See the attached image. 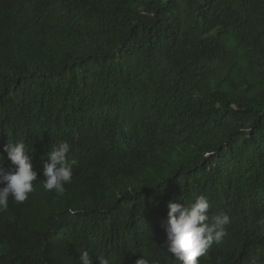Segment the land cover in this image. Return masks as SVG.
Instances as JSON below:
<instances>
[{"label": "trees", "instance_id": "trees-1", "mask_svg": "<svg viewBox=\"0 0 264 264\" xmlns=\"http://www.w3.org/2000/svg\"><path fill=\"white\" fill-rule=\"evenodd\" d=\"M8 140L38 181L0 212V264H179L167 205L199 195L231 221L199 264H264V0H0L3 172Z\"/></svg>", "mask_w": 264, "mask_h": 264}, {"label": "clouds", "instance_id": "clouds-1", "mask_svg": "<svg viewBox=\"0 0 264 264\" xmlns=\"http://www.w3.org/2000/svg\"><path fill=\"white\" fill-rule=\"evenodd\" d=\"M72 146L66 141L51 145L43 160V189L54 192L57 197L66 193V185L73 180L74 166L78 161L70 155ZM4 151L14 171L0 170V212L9 208V198L17 204H23L29 195L36 190L38 181L31 158L27 154L29 148L23 140H8ZM3 160V156H0ZM162 191V189H161ZM178 197L175 202H169L167 220L164 224L166 232L167 252L173 254L179 264H199L198 259L208 252L211 246L220 243L227 235L226 226L230 224L227 214L210 215L212 207L209 199L203 195L196 196L192 201ZM77 209L68 208L69 216L77 214ZM80 264H92L89 252L79 250ZM99 264H109L108 260L99 257ZM136 264H147L143 259Z\"/></svg>", "mask_w": 264, "mask_h": 264}]
</instances>
